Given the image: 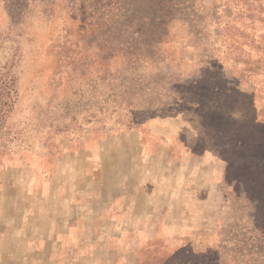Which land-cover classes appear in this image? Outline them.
Returning <instances> with one entry per match:
<instances>
[{"label":"rangeland","instance_id":"374dc122","mask_svg":"<svg viewBox=\"0 0 264 264\" xmlns=\"http://www.w3.org/2000/svg\"><path fill=\"white\" fill-rule=\"evenodd\" d=\"M129 1L148 32L96 43L80 0L20 36L0 0V264H264V0Z\"/></svg>","mask_w":264,"mask_h":264},{"label":"trees","instance_id":"16d2710c","mask_svg":"<svg viewBox=\"0 0 264 264\" xmlns=\"http://www.w3.org/2000/svg\"><path fill=\"white\" fill-rule=\"evenodd\" d=\"M162 5L168 6L172 4L171 0H160ZM4 7L10 19V33L20 36L22 26L25 22L34 17H43L52 11L51 3L53 0H2ZM129 0H80L78 4V15L73 14V18L79 21V27L85 28L87 24L96 22L97 29L100 33L93 34L94 42L98 43L100 34L105 35V31H100L109 27L110 30H115L118 27H123L124 31L120 36H129L140 33H147V29L142 26L140 20L135 24H131V12L133 8ZM128 5V6H127ZM165 20L160 23L164 25ZM20 29V32L18 30ZM114 34V33H113ZM107 37H111L110 35ZM114 46V45H113ZM115 47V46H114ZM109 46L107 54H113L115 48ZM133 50V47H129ZM136 51L138 49L134 48ZM128 51V50H127ZM21 52L15 51L10 58H5L0 64V130L3 129L6 119L11 113L17 96V62ZM106 108V107H105ZM103 106H100L99 111H102ZM96 116H90L95 118ZM187 251V250H186ZM186 251L175 252L164 264H217L215 258L209 257L210 253H190L193 260H184L181 256ZM177 261V262H175Z\"/></svg>","mask_w":264,"mask_h":264}]
</instances>
